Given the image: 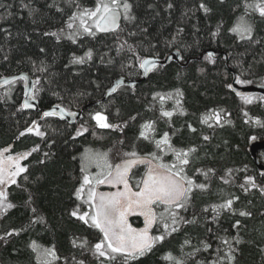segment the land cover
I'll return each instance as SVG.
<instances>
[{"label": "trees", "instance_id": "trees-1", "mask_svg": "<svg viewBox=\"0 0 264 264\" xmlns=\"http://www.w3.org/2000/svg\"><path fill=\"white\" fill-rule=\"evenodd\" d=\"M27 3L28 0H25ZM52 0H32L31 7L39 11L33 17L27 10L20 9V0H0L5 7L0 8V16L11 11L12 16L0 22V28L11 32V37L6 39L5 33L0 31V75L11 76L21 72L32 76L30 61H44L49 66L52 78L51 87L45 85L46 91L41 92L39 109L47 110L56 104L76 112H83L84 118L76 125L48 118V126L44 129L46 138L41 140L33 135H26L17 139L19 133L31 123L38 120L39 112H18L17 109L23 101V85L15 86L11 99L0 102V149L14 144L17 151L29 150L39 145L40 151L33 153L25 163L29 165L28 180H19L21 187L11 186L10 199L17 205L8 214L0 219V235L12 228H25L19 236L8 238V243L0 242V264H35V255L28 248L32 240H36L45 247L55 246L62 258L71 260L84 258L78 249L72 247L71 241L76 237H87L95 240L94 230L87 228L81 222L71 218L69 213L76 205L73 191L78 186L79 157L85 148L106 150L112 147L119 138L118 133L95 129L103 139H97L90 132L73 140L75 129L81 123L89 120V113L99 110L100 105L107 106L110 120L119 122L137 116L136 121L129 120V127L125 136L129 143L137 134L138 124L142 119L153 117L147 108L153 103L152 95L156 92H169L179 88L184 93V108L188 115L173 118L174 143L178 146L196 144L200 147L201 160L199 167L213 168L216 175H222L227 169H246L236 172L237 182H243V177L251 175L258 183L264 184V177L260 176L255 162L250 154V145L257 140H264V127L253 122L245 123L247 119L243 111L249 116L264 122V102L254 101L251 105H243L239 97L226 88L227 83H232L234 75L254 65V75L242 76V79H253L251 85L264 83V63L260 61L264 53V43L250 44L239 41L235 34L228 31L234 26L236 18L242 14L243 9L237 5L241 0H130L133 3L135 23L127 26L122 39L129 43L140 45L141 55L148 56L158 53V58L165 59L168 55L177 52L184 57L179 63L161 67L150 74L148 79L141 84L124 89L105 100L107 89L119 78L128 81H137L142 78L138 67L124 68L121 65L129 63L130 53L122 52L117 55L115 39L112 36L101 35L96 40H84L78 44L63 40L57 43L55 38L45 36L44 32L55 31L62 27L64 17L61 13L50 9L47 5ZM63 7V0H57ZM205 3L210 11L205 14L199 9L200 3ZM86 6L92 0H82ZM172 3L173 8L168 9L167 4ZM151 5L152 7H149ZM10 6V7H8ZM255 24V39L264 40V21L258 16L249 17ZM35 21V22H33ZM221 25L218 35L212 33ZM147 29L142 32L141 29ZM183 31L177 36V31ZM128 32H136V36H129ZM176 36L177 44L167 47ZM151 45L155 48L146 51ZM43 48L45 51L41 52ZM94 51L92 61L84 65H72L71 57L83 55L88 49ZM216 52V63L212 64L204 59L208 51ZM8 60H4V56ZM103 56V62L101 61ZM227 56V59H226ZM112 60V63H108ZM133 64L135 61L132 60ZM201 69H204L201 72ZM33 78H35L33 76ZM249 86V85H247ZM0 89V95L3 94ZM53 92L59 94L53 95ZM261 94H254V96ZM62 97L63 99H60ZM171 107V103L167 105ZM210 108H222L231 115V125L223 128L209 129L198 122V117ZM117 110L119 116L116 115ZM142 118V119H141ZM191 123L197 128V133H190L186 127ZM161 130H168L160 124ZM201 134L208 135L210 140L205 142ZM251 137H256L253 141ZM142 151L149 150L150 146L139 145ZM47 152L49 155L44 156ZM260 163L264 165V151L258 153ZM76 157L77 159H73ZM43 161V163H40ZM202 179V177H201ZM223 190L224 195L234 193L240 199L234 204V209L248 211L250 217H241L238 214L224 213L218 223H205L200 218L198 226H190L186 231L197 239L208 235L206 228H212L217 234L228 237H238L241 241L235 264H264V196L253 189L248 194L243 193L238 187L223 185L214 179L211 193L198 196L194 201L193 210L197 213L210 202H219L217 193ZM31 197V203H26ZM36 208V216H42L44 223L29 226L34 214L31 208ZM189 215L190 213H185ZM239 220V228L233 225ZM134 225L140 226L141 221L135 219ZM185 238V232L178 233L169 238L164 244L159 245L154 254L142 259L141 264H166L162 256L167 251L179 255V246ZM90 259V258H89ZM63 264V260L60 262Z\"/></svg>", "mask_w": 264, "mask_h": 264}, {"label": "snow or ice", "instance_id": "snow-or-ice-1", "mask_svg": "<svg viewBox=\"0 0 264 264\" xmlns=\"http://www.w3.org/2000/svg\"><path fill=\"white\" fill-rule=\"evenodd\" d=\"M32 0H20V9L27 10L28 15L33 17L39 11L31 7ZM63 7L57 0H52L47 6L55 9L66 17L62 27L55 31L44 32L45 36L55 38L57 43L63 40L72 44L81 43L84 40H96L101 35L112 36L115 39V50L117 55L122 52L130 53L129 63L121 65L122 69L138 67L144 76L159 70L163 65L158 59V53L148 56L141 55L140 45H134L127 39H122L123 34L128 31L127 26L137 20L134 14V5L130 0H92L90 6L82 3V0H63ZM5 5L0 4V8ZM10 7V6H8ZM149 7H152L149 5ZM243 9L241 15L236 18L234 26L228 29L235 34L239 41H247L253 45L264 43V40L255 39V24L249 17L258 16L264 21V0H241L237 5ZM167 8H173L172 3L167 4ZM199 9L207 14L210 9L205 3L199 4ZM12 16L11 11L0 16V22ZM35 22V21H33ZM221 25H217V30L212 33L216 36L220 32ZM5 33L6 39L11 37V32L6 28H0ZM146 32L147 29H141ZM183 31L179 29L177 36ZM129 36H136V32H128ZM177 44L176 36L170 42H166L167 47ZM155 45H151L146 51L151 52ZM2 51V49H0ZM41 52L45 50L40 49ZM183 60L184 57L177 52L169 55L167 59L173 57ZM94 58V51L88 48L83 55L73 54L70 60L72 65H84ZM103 56L101 61L103 62ZM206 61L216 63L214 54L209 52L204 56ZM8 60V56H4ZM132 60L135 61L133 64ZM109 60L108 63H112ZM32 65V76L21 72L17 75H0V102H7L11 99L15 86L23 85V101L17 111L35 110L40 99V94L46 91L45 85L51 87L52 78L49 66L44 61L37 64L30 61ZM264 63V53L260 61ZM241 71L236 75L232 83H227L226 88L234 92L243 105H251L254 101L264 102V95H251L237 90L234 85L247 86L255 83L253 79H242L245 75H254L252 68ZM204 69H201L203 72ZM33 76L35 78H33ZM264 80V77H262ZM131 87L135 89V84L128 85L123 77L117 79L106 91V96H113L124 89ZM264 88V83H261ZM53 95L59 96L53 92ZM63 99L62 97H59ZM184 93L176 88L169 92H156L152 95L153 103L147 111L153 113V117L142 119L138 124L137 134L131 143L125 136V130L129 127V120L136 121L137 116H132L129 120L113 122L109 118L107 106L101 104L99 110L90 112L89 120L94 122L89 125L88 121L81 123L75 129V135L71 138L83 136L93 129L91 134L97 139H103L95 129L118 133L119 138L112 147L106 150L85 148L79 157L78 186L74 188L73 196L77 201L70 211L71 218L81 222L87 228L94 230L95 240L87 237H76L71 241L72 247L78 249L84 258L77 259L74 255L71 260L58 255L55 246L45 247L36 240L28 244V248L35 255V264H141L142 259L154 254L159 245H162L174 235L185 232V238L179 246V255L173 251H167L163 256L166 264H235L238 249L235 244L241 243L238 237H228L217 234L212 228H206L208 235L199 238L194 242L193 237L187 233L190 226H198L200 218L203 217L205 223L209 221L218 223L224 213L238 214L241 217H250L251 212L234 209V204L240 199L234 193L224 195L223 190L217 195L219 202L206 203L197 213L193 210L194 201L198 196L211 193L214 179H218L223 185L238 187L243 193L248 194L251 190L259 191L264 196V184L258 183L256 178L247 175L243 177V182H237L236 172H243L246 169H227L222 175L217 176L213 168H202L197 166L201 160L200 147L196 144L178 146L174 143L176 130L174 129L173 118L175 116L188 115L184 108ZM171 103V107L167 105ZM119 116V111L116 113ZM231 114L222 108H210L198 117V122L209 128H223L233 122L228 117ZM247 119L264 127V122L260 119L253 120L247 111H243ZM78 113L66 108L61 104H56L49 110L38 113V120L31 123L19 133L17 139L26 135L46 138L44 130L48 125L42 124L48 118H58L63 121L72 118L76 119ZM71 123V121H69ZM160 124L166 126L168 130H161ZM186 127L190 133H197V128L191 123ZM201 139L205 142L210 140L208 135L201 134ZM254 141L256 137H251ZM140 144L150 146L149 150L142 151ZM40 151L39 145L29 150L15 152L9 145L0 149V219H3L10 210L17 207L10 199L11 186L21 187L19 180H28L29 165L25 163L29 157ZM49 154L44 153L47 157ZM73 159H77L73 157ZM43 163V161H40ZM264 177V172L260 173ZM202 177V179H201ZM106 187L107 191L101 188ZM26 203H31V197ZM34 214L29 221V226L44 223L42 216H36V208H31ZM185 213H190L185 215ZM142 221V226H134L131 218ZM240 221L233 225L239 228ZM25 228H12L0 235V242L7 244L8 238L19 236ZM90 258V259H89Z\"/></svg>", "mask_w": 264, "mask_h": 264}, {"label": "water", "instance_id": "water-1", "mask_svg": "<svg viewBox=\"0 0 264 264\" xmlns=\"http://www.w3.org/2000/svg\"><path fill=\"white\" fill-rule=\"evenodd\" d=\"M209 52L213 53L214 54V58H216V52L215 51L210 50L207 53H209ZM174 53H176V52H174ZM172 54H170V55H172ZM179 54H180V52H179ZM167 57L165 59H163V60L158 58L160 60V63L163 65V67L171 64L172 62L179 63L181 61L180 59L176 58L175 56L171 60L167 59ZM226 59H227V56H226ZM151 73H149L147 76H144L142 74V78L140 80H137V81H128L125 78H124V80H125V83L128 84V85L135 84V86H137V85L141 84L142 82L146 81ZM235 76H236V74L234 75V77ZM234 87L237 88V90L245 92L247 94H251V95L261 94V95H264V88H261L260 85H250V86L234 85ZM108 98H109V96H106L105 100H107ZM102 102L103 101L98 102L97 105L98 106L101 105ZM49 109H47V110H49ZM25 111L26 112H38L39 111V104L37 105V109H35V110L29 109V110H25ZM44 111H46V110H44ZM77 113H78V116L76 117V119L74 121H72V118H68V119L63 120V121H66L68 123H69V121H71V123H69V124L76 125L79 121H82L83 118H84L83 112H77ZM11 146H12V149H14V144H11ZM262 151H264V140L254 141L250 145V154L252 155V158H253V160L255 162L256 168H257L258 172H260V173L264 172V165L262 163H260L259 158H258L257 155H258V153H260ZM101 190L102 191H107L108 189L106 187H102ZM134 219H137V218H135V217L131 218L132 221ZM134 226H136V225H134ZM141 226H142V224H141Z\"/></svg>", "mask_w": 264, "mask_h": 264}, {"label": "flooded vegetation", "instance_id": "flooded-vegetation-1", "mask_svg": "<svg viewBox=\"0 0 264 264\" xmlns=\"http://www.w3.org/2000/svg\"><path fill=\"white\" fill-rule=\"evenodd\" d=\"M15 152H19V151H17V150L15 149V147H14L13 154H14Z\"/></svg>", "mask_w": 264, "mask_h": 264}]
</instances>
